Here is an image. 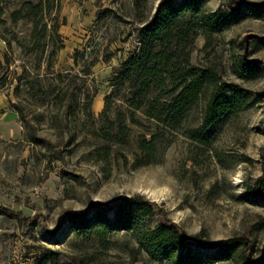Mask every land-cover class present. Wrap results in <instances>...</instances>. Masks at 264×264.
Listing matches in <instances>:
<instances>
[{"label": "rangeland", "instance_id": "374dc122", "mask_svg": "<svg viewBox=\"0 0 264 264\" xmlns=\"http://www.w3.org/2000/svg\"><path fill=\"white\" fill-rule=\"evenodd\" d=\"M27 1L37 0H0V264H157L132 232L109 231L102 243L69 221L136 195L155 205L142 230L170 222L200 244L240 240V255L218 264H264V0H203L204 14H228L229 26L199 31L190 63L247 93L241 111L205 131L206 96L171 130L130 108L124 86L112 89L160 0H53L35 35L30 20L11 18ZM43 24L54 37H42ZM245 66L255 79L241 77ZM142 136L156 138L150 155Z\"/></svg>", "mask_w": 264, "mask_h": 264}, {"label": "trees", "instance_id": "16d2710c", "mask_svg": "<svg viewBox=\"0 0 264 264\" xmlns=\"http://www.w3.org/2000/svg\"><path fill=\"white\" fill-rule=\"evenodd\" d=\"M203 7V0H160L152 18L136 28V48L128 60L121 62L111 81L112 89L125 87L130 96L126 104L130 108H144V115L164 128L177 129L187 112L204 96L202 131L208 130L227 113L241 111L247 101L246 91L238 86L227 89L219 85L212 68L196 67L190 63L189 47L199 31L210 38L229 26L228 14L207 16ZM52 9L53 0L27 1L11 14V18L14 22L30 20L34 23L32 34L35 35L38 22ZM229 9L234 13L239 6L231 2ZM56 30L57 27L53 25L49 33L47 25L43 24L41 35L44 39L49 37L48 33L54 37ZM241 77L245 80L255 79L256 68L245 66ZM227 90L232 94L228 95ZM112 94L113 91L105 98V104ZM155 141V137L148 141L142 136L140 149L150 155ZM256 194L264 199L262 181L257 183ZM90 212H93L91 220H87ZM107 212H112L113 217L108 218ZM154 215L155 205L143 197L119 196L110 205H98L94 211L88 209L72 213L69 221L75 230L89 227L102 243H105L109 231L132 232L137 250L157 264H218L219 261L239 256V248L246 247L245 243L236 239L200 244L170 222L142 230L139 223ZM194 247L214 249V254L203 258L195 254Z\"/></svg>", "mask_w": 264, "mask_h": 264}, {"label": "crops", "instance_id": "0c3cea01", "mask_svg": "<svg viewBox=\"0 0 264 264\" xmlns=\"http://www.w3.org/2000/svg\"><path fill=\"white\" fill-rule=\"evenodd\" d=\"M4 116H5L6 119L9 118V119H7L8 122L12 123V125H13V122H15V121H14L15 119L12 118V117H10L8 114H5ZM12 125H11V126H12ZM14 126H15V124H14ZM15 127H16V126H15Z\"/></svg>", "mask_w": 264, "mask_h": 264}, {"label": "water", "instance_id": "95a60500", "mask_svg": "<svg viewBox=\"0 0 264 264\" xmlns=\"http://www.w3.org/2000/svg\"><path fill=\"white\" fill-rule=\"evenodd\" d=\"M156 12V11H155ZM155 14V13H154Z\"/></svg>", "mask_w": 264, "mask_h": 264}]
</instances>
